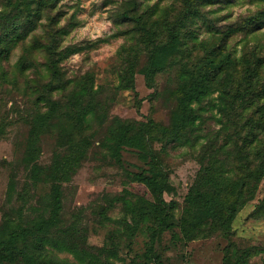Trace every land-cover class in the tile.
<instances>
[{"label": "rangeland", "instance_id": "obj_1", "mask_svg": "<svg viewBox=\"0 0 264 264\" xmlns=\"http://www.w3.org/2000/svg\"><path fill=\"white\" fill-rule=\"evenodd\" d=\"M123 1L57 0L50 11H42L29 20L16 14L17 10L8 0H0V235L9 222L31 221L41 212H47L50 184L34 181L33 169L36 165L50 164L55 157L67 152L68 132L74 131L72 121L62 115L68 102L67 93L71 82L88 81L92 89L97 90L91 102L99 105L93 110L100 116L91 115L84 131L89 141L87 154L63 189L65 211L70 213L84 207L88 246L113 249L115 254L106 259L114 264H153L152 259L155 264H223L226 237L205 235L186 240L178 227L184 197L199 169L194 155L200 144L220 127L216 107L208 102V99H216L217 92L201 105L205 119L197 141L153 143L163 157L170 183L163 195L166 200L174 201L169 218L172 224L156 237L155 255L150 256L148 251L149 222L141 221L134 231L125 230L121 219L125 216L130 219V216L121 201L111 202V197L122 191L128 195L126 190L131 199L152 196L147 186L137 179L140 172L149 168V158H143L136 148L124 146L121 161L116 160L105 144L109 129L119 121L137 128L148 116L167 124L171 113V102L163 93L154 100L150 98L152 88L146 84L143 73H135L133 87L119 84L116 53L128 40L125 29L130 26L120 15ZM137 2L142 9H158L170 0ZM263 4L264 0H229L212 2L207 8L219 17L216 27L225 29L227 24L253 13ZM193 27L199 39L217 32L215 26L200 18H196ZM54 30L61 52L62 77L57 84L52 78L46 52ZM228 46L236 55H240L245 46L264 47V21L246 34L231 35ZM64 80L66 86L60 84ZM158 80L163 81V77L159 76ZM50 81L55 83V88L47 92ZM38 109L47 114L34 137V114ZM263 188L264 181L255 198L245 203L231 224L229 239L236 249L247 248L246 264H264V215H251ZM46 247L69 264H84L63 248L50 244ZM101 255L104 258L105 251Z\"/></svg>", "mask_w": 264, "mask_h": 264}, {"label": "trees", "instance_id": "obj_2", "mask_svg": "<svg viewBox=\"0 0 264 264\" xmlns=\"http://www.w3.org/2000/svg\"><path fill=\"white\" fill-rule=\"evenodd\" d=\"M8 1L17 10L16 14L32 20L40 12L50 11L57 0ZM212 2L229 0H170L158 9H142L137 0L123 1L120 15L130 26L125 29L128 40L116 53L119 84L133 87L135 73H143L146 84L152 88L150 98L154 100L163 93L171 102V113L167 124L148 116L140 127L119 121L109 129L105 144L116 160L121 161L124 146L136 148L143 158H149V168L140 172L137 179L147 186L152 196L131 199L126 190L128 195L122 191L113 195L111 202L121 201L130 216V219L127 216L121 219L125 230L134 231L141 221L149 222L148 251L150 256L155 255L156 237L172 224L169 218L174 201L166 200L163 195L170 183L163 157L153 143L197 141L205 119L201 105L217 92L216 99H208V102L216 107L220 127L200 144L194 155L199 169L184 197L178 227L186 240L205 235L226 237L223 264H246L247 248L236 249L229 238L237 212L255 198L264 181V47L245 46L241 54L236 55L228 42L231 35L246 34L264 21V4L227 24L225 29H218V15H212L214 10L207 8ZM196 18L215 26L217 32L199 39L193 27ZM52 32L46 52L52 78L57 84L62 77L61 52L59 37L55 30ZM159 76L163 81L158 80ZM54 84L47 83V92L55 88ZM60 84L66 86L67 81ZM96 91L88 81L70 83L66 110L62 112L72 121L74 130L68 132L67 152L55 157L50 164L36 165L33 169L34 181L50 184L47 212H41L31 221L17 219L8 223L0 235V264H69L49 251L46 244L69 251L84 264H114L106 259L115 254L113 249L92 248L86 243L88 225L84 220V207L69 213L63 205L64 186L87 154L89 141L84 131L88 121L93 113L96 118L100 116L93 110L99 105L91 102ZM46 114L39 109L34 114L32 136L40 132ZM251 215H264V188ZM150 261L155 264L153 259Z\"/></svg>", "mask_w": 264, "mask_h": 264}]
</instances>
